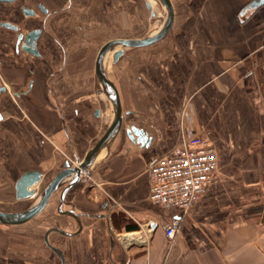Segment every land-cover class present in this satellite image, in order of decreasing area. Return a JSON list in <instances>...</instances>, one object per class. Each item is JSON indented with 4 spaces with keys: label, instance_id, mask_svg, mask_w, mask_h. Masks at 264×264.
Returning a JSON list of instances; mask_svg holds the SVG:
<instances>
[{
    "label": "crops",
    "instance_id": "obj_1",
    "mask_svg": "<svg viewBox=\"0 0 264 264\" xmlns=\"http://www.w3.org/2000/svg\"><path fill=\"white\" fill-rule=\"evenodd\" d=\"M251 1L170 0L162 39L108 51L100 70L120 108L116 133L83 181L64 180L32 220L0 224V264H264V4L241 14ZM147 3L18 2L38 20L26 28L42 31L37 54L12 60L0 45L3 82L17 96L0 105L1 212L28 209L108 132L113 103L98 54L157 31ZM8 13L0 2V20ZM24 18L17 10L8 20ZM197 135L210 138L216 160L204 193L184 215L153 205L148 166ZM30 170L41 174L35 196L16 200L15 181ZM172 218L179 228L168 241Z\"/></svg>",
    "mask_w": 264,
    "mask_h": 264
},
{
    "label": "built area",
    "instance_id": "obj_2",
    "mask_svg": "<svg viewBox=\"0 0 264 264\" xmlns=\"http://www.w3.org/2000/svg\"><path fill=\"white\" fill-rule=\"evenodd\" d=\"M215 169L214 149L207 135L184 139L148 166V198L155 206L176 209L184 215L204 193ZM178 228L177 218L164 224L168 241L175 237Z\"/></svg>",
    "mask_w": 264,
    "mask_h": 264
},
{
    "label": "water",
    "instance_id": "obj_3",
    "mask_svg": "<svg viewBox=\"0 0 264 264\" xmlns=\"http://www.w3.org/2000/svg\"><path fill=\"white\" fill-rule=\"evenodd\" d=\"M13 0H0V2L9 3ZM163 6L166 9V17L162 24V26L152 35L145 37L143 39H129V40H114L102 47L100 49L98 58H97V66H98V75L105 81L104 83L109 87L110 97L113 103V112L114 117L112 123L109 127L108 132L104 135L103 139L99 142V144L94 148V150L81 162L77 163L76 167H70L71 163L69 161L65 162L64 169L61 171L56 177L52 179V181L46 185V187L42 190L41 194L38 197L36 203L31 205L28 209L15 212V213H5L0 211V224L2 225H21L32 220L35 216H37L46 206L52 195L59 189L64 180L67 178H71V180L67 184V188L71 187L76 182L83 181L87 176H89L88 168L90 167L91 157L93 153L98 151V149L105 143L108 137H112L117 130V127L120 122V108L118 105L117 97L115 94V90L110 82L106 81L101 73V63L104 56L108 53L109 50L116 46L122 47H144L151 45L160 39H162L171 29L173 24V9L170 0H160ZM264 4V0H253L248 3L241 11V14L246 13L247 11H251L256 7ZM147 8L151 11V16L154 17V13L152 11L151 5L149 3L146 4ZM0 26L9 27V24H2ZM38 31L30 32L25 40L23 50L35 54V40L37 38ZM28 45V47H27ZM123 49H118L113 54L112 60L113 63L117 62V60L123 55ZM41 181V174L37 171L30 170L21 174L14 184L15 198L16 200H26L33 196H35V188L39 185ZM64 193V192H63ZM63 193L61 195H63Z\"/></svg>",
    "mask_w": 264,
    "mask_h": 264
},
{
    "label": "flooded vegetation",
    "instance_id": "obj_4",
    "mask_svg": "<svg viewBox=\"0 0 264 264\" xmlns=\"http://www.w3.org/2000/svg\"><path fill=\"white\" fill-rule=\"evenodd\" d=\"M20 0H13L12 2L7 3L9 7V17L11 14H13L15 11L20 10V12L25 15L24 20L20 24H14L10 22L8 19L0 20V23L2 24H9V27L0 26V40H2V44L0 42V45H3L6 47L4 52L5 55L8 56L10 59H17L18 55L20 53H25V50H23L24 46V40L26 36L32 32V31H38L37 38L35 40V53H38L37 44L40 39L41 34V28L39 29H30L28 30L26 27L29 24L36 23L38 20L35 18V12L31 9H26L25 7L18 6V2ZM38 8V7H37ZM38 23V22H37ZM40 23V22H39ZM28 47V45H27ZM29 53V52H27ZM2 67V61L0 60V68ZM4 77L0 71V105L1 104H7L10 106L12 105V102L8 101L10 98L16 99V93L7 90L6 85L3 82ZM14 102V101H13Z\"/></svg>",
    "mask_w": 264,
    "mask_h": 264
},
{
    "label": "rangeland",
    "instance_id": "obj_5",
    "mask_svg": "<svg viewBox=\"0 0 264 264\" xmlns=\"http://www.w3.org/2000/svg\"><path fill=\"white\" fill-rule=\"evenodd\" d=\"M130 1L132 3H138V1L142 3V1H144V0H130ZM146 1L148 3H152V6H151L152 7V11L156 15V16L152 17L151 14H150L151 11H148V10L146 11L147 12L148 24L150 25V28L153 29V31L154 30L156 31V30H158V28H160L162 26L167 13L164 12V10L160 6V4H158V3H156V2H154L152 0H146ZM27 202H30V200L29 201L27 200ZM20 204H26V202L24 201V202H22Z\"/></svg>",
    "mask_w": 264,
    "mask_h": 264
},
{
    "label": "bare ground",
    "instance_id": "obj_6",
    "mask_svg": "<svg viewBox=\"0 0 264 264\" xmlns=\"http://www.w3.org/2000/svg\"><path fill=\"white\" fill-rule=\"evenodd\" d=\"M152 1L160 4V6L163 8L164 12L166 13V9H165V7L163 6V4H162V2L160 0H152Z\"/></svg>",
    "mask_w": 264,
    "mask_h": 264
}]
</instances>
